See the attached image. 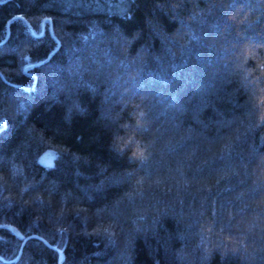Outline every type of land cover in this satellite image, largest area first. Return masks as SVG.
<instances>
[{
	"label": "trees",
	"instance_id": "obj_1",
	"mask_svg": "<svg viewBox=\"0 0 264 264\" xmlns=\"http://www.w3.org/2000/svg\"><path fill=\"white\" fill-rule=\"evenodd\" d=\"M0 264H264V0H0Z\"/></svg>",
	"mask_w": 264,
	"mask_h": 264
},
{
	"label": "water",
	"instance_id": "obj_2",
	"mask_svg": "<svg viewBox=\"0 0 264 264\" xmlns=\"http://www.w3.org/2000/svg\"><path fill=\"white\" fill-rule=\"evenodd\" d=\"M11 229V231L20 239V240H23V243H22V245H21V247H20V250H19V253H18V256L15 258V260L14 261H17L18 259H19V257H20V255H21V252H22V250H23V246H24V244H25V242L27 241V238H23L18 232H17V230H15V229H13V228H10Z\"/></svg>",
	"mask_w": 264,
	"mask_h": 264
}]
</instances>
